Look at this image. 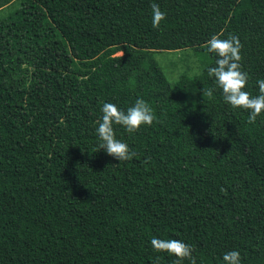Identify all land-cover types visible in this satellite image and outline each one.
I'll return each mask as SVG.
<instances>
[{
	"label": "trees",
	"instance_id": "16d2710c",
	"mask_svg": "<svg viewBox=\"0 0 264 264\" xmlns=\"http://www.w3.org/2000/svg\"><path fill=\"white\" fill-rule=\"evenodd\" d=\"M156 2L154 28L152 0H0V264H176L153 235L195 264L232 248L264 264V111L250 121L207 73L209 38L236 35L258 94L264 0ZM170 50L184 56L156 57ZM138 96L155 119L114 125L136 153L118 162L97 148L101 106Z\"/></svg>",
	"mask_w": 264,
	"mask_h": 264
},
{
	"label": "clouds",
	"instance_id": "9594fccd",
	"mask_svg": "<svg viewBox=\"0 0 264 264\" xmlns=\"http://www.w3.org/2000/svg\"><path fill=\"white\" fill-rule=\"evenodd\" d=\"M167 13L161 9L156 0L151 3L152 26L159 27ZM242 44L240 38L230 34L220 38L213 34L207 41V51L214 56V63L207 68L213 84L221 90L222 99L233 109L248 110V118L254 121L264 111V77H258V94H253L246 88L248 73L242 70ZM115 54V53H114ZM102 115L99 118L95 132L98 136V150L103 149L118 162L127 161L135 156V151L123 139L117 137L114 125H122L128 132H135L143 125L152 124L155 112L150 103L143 97H136L126 109L111 101H105L101 106ZM150 243L157 252L174 254L176 264H182L184 258H190L195 264L192 245L177 238H163L153 235ZM158 257L153 261L157 264ZM224 264H244L239 249L232 248L222 255Z\"/></svg>",
	"mask_w": 264,
	"mask_h": 264
},
{
	"label": "rangeland",
	"instance_id": "374dc122",
	"mask_svg": "<svg viewBox=\"0 0 264 264\" xmlns=\"http://www.w3.org/2000/svg\"><path fill=\"white\" fill-rule=\"evenodd\" d=\"M16 1V5H17V0H14ZM14 5V2L12 4H10L11 7H13ZM10 6H5L3 7L2 9H4L5 11H8L11 9ZM122 51H117L115 52V55H119L121 54ZM184 56V53L181 52L180 50H170V51H164V52H161L159 53L158 55H156V57H158L159 59L162 60V62L166 63V62H169V61H173V60H177V59H180ZM199 64L198 60L196 61V59H194V62L192 64H188L187 67L183 66L181 63L171 72V75H170V72L169 74H167V78L168 80H173V76L172 74L174 75V78L178 79L180 74L182 73H185V74H188V75H193L195 74V65L196 64Z\"/></svg>",
	"mask_w": 264,
	"mask_h": 264
}]
</instances>
